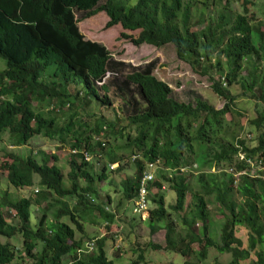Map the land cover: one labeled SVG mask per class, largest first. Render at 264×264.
Returning a JSON list of instances; mask_svg holds the SVG:
<instances>
[{"label": "trees", "instance_id": "16d2710c", "mask_svg": "<svg viewBox=\"0 0 264 264\" xmlns=\"http://www.w3.org/2000/svg\"><path fill=\"white\" fill-rule=\"evenodd\" d=\"M101 1L0 0V59L6 61L0 70V141L6 132L17 146L44 136L77 150L71 152L69 160L68 187L56 155L44 153L39 159L34 152L26 156L9 150L2 152L0 178L5 176L14 187L25 188L33 186L38 176L41 189L36 191V199L29 196L13 199L8 190L0 196V264H12L17 258L18 249L12 241L20 237L25 253L22 259L30 258L31 264L116 263L108 255L107 236H95L87 241L83 238L88 212L97 210L109 230L116 217L92 200L93 193L97 192L94 182L109 179L108 172L115 171L109 169V163L119 161L113 158L117 150L114 147L115 151L109 152L111 162L102 165L100 172H94L95 163L86 161L83 151L95 152L96 135H99L96 143L101 151L107 148L111 136L121 140L132 151L131 156L136 155L135 175L122 180L120 207L127 202L134 203L148 162L157 161L159 167L172 171L171 177L159 178L156 174V180L150 184L149 224L155 233L163 223L166 248L181 254L184 264H189L190 258H195L196 264L203 262L214 246L220 252L232 254L230 264H242V260L250 257V249L256 251L257 264H264L261 247L264 243V108L258 110V116L251 122L262 129L254 146L238 138V132L230 130L231 121L226 120L228 115L232 119L236 116L235 121L237 116H243L234 106L238 95L231 87L235 84H240L246 95L251 92V97L264 105V30L261 21L250 11L251 1L240 0L242 12L234 18L222 12L209 20L203 30L197 29L194 21L197 0H138L130 6L123 0ZM103 11L108 16L105 28L120 24L125 29L121 36L137 46L149 43L162 48L172 43L181 60L193 59L197 63L200 59L214 60L216 67L224 70L220 78L213 79L211 87L225 99L224 106L216 108L201 98L195 103L181 101L173 96L172 87L153 74L151 68H135L127 80L140 89L146 102L143 110L120 116L114 108L117 122L101 118L93 124L81 116L74 104L82 92L90 101L111 104L108 86H102L105 94L101 96L96 82L104 79L115 63L112 53L103 43L87 38L77 16L78 12H83L86 19ZM126 30H139V33L134 35ZM255 32L260 36L259 44L255 43ZM250 62L249 77L245 78L246 63ZM71 89L77 91L74 98ZM66 108L75 110L67 114ZM57 110L64 117L62 121ZM100 157L103 158V154ZM233 162L243 173V183L237 186L232 174L217 182L214 175L207 178L201 172L202 190L192 193L194 217L192 220L182 217L188 232L180 241H175L176 224L171 211L178 213L185 209L192 192L184 167L196 163L202 170ZM251 173L258 177L254 178ZM82 181L86 182V187L80 186ZM169 188V192L175 191L176 199L167 204ZM236 191L243 194L244 203L235 199ZM50 195H56L52 198L63 207L56 213V220L48 222L44 212L33 227L31 208L34 202L38 205L45 199L52 206V198H47ZM209 195L214 196L222 210L228 211L218 245L210 236ZM72 197H76V204L70 207L65 200ZM5 210L12 213L17 222L9 221ZM63 217H68L71 223ZM197 221L202 224V234L193 230ZM241 226L250 232L249 248L238 236ZM2 237L8 241H2ZM91 240L96 241V247L90 251L86 243ZM195 243L199 248L194 247ZM39 244L42 249L38 251ZM152 247L159 248L154 244ZM143 257L144 254L141 259Z\"/></svg>", "mask_w": 264, "mask_h": 264}, {"label": "rangeland", "instance_id": "374dc122", "mask_svg": "<svg viewBox=\"0 0 264 264\" xmlns=\"http://www.w3.org/2000/svg\"><path fill=\"white\" fill-rule=\"evenodd\" d=\"M105 0L101 1L103 3ZM127 6L134 5L138 0H123ZM250 11L253 12L262 23V29L264 30V0H250ZM193 9L194 21L196 22V28L203 30L207 22L211 19H215L222 12H226L232 18L237 13L243 11V4L240 0H197ZM205 5L207 7H205ZM84 13L78 12L77 16L80 18V26L87 38L97 40L108 47L112 53L113 63L107 75L101 81H97L96 84L100 90L101 96H104L105 91L102 88L103 85L109 88V99L111 104L101 105L96 101H90L85 93L82 92L80 96L76 97L77 91L71 89L70 93L72 98L76 97L75 108L79 109L80 115L91 120L93 124L100 121L99 119L104 118L117 122V112L122 115H130L136 111L143 110L146 107V102L142 97L140 89L133 83L127 80L128 74L138 70H146L145 68H151L153 74L158 78L167 82L173 89V96L181 101L195 103L197 98L208 100L216 108H222L225 103V99L217 95L212 89V83L214 78H220L224 69L219 70L216 67V62L199 60L194 62L193 59L184 61L178 58L176 53L175 45L170 43L162 48H157L152 44L145 43L141 46L133 44L129 39L122 37L121 33L125 31L123 27L118 24L111 28H105L108 19L107 14L103 11L91 18H83ZM127 31V30H126ZM130 34L137 35L139 30L127 31ZM255 43H260V36L257 32L254 33ZM224 60V59H223ZM5 59H0V70L5 67ZM247 68L244 72V77L248 78L249 69ZM247 81V80H246ZM231 90L238 95L237 101L234 106L241 110L243 116L238 117L235 121L236 116L232 119L231 115L227 116V119L231 125V131L238 132L237 136L240 139H245L250 146L257 144V138L261 133L262 129H258L252 125V120H255L258 116V110L264 108L261 102H256L257 99L251 97V92L245 94L244 88L240 84H235L231 87ZM259 104V105H258ZM69 109V108H68ZM64 109L66 113H70L73 109ZM75 110V109H74ZM60 115L59 118L62 121L64 119L61 112L57 110ZM106 135V133H104ZM133 134V133H132ZM95 139V157H100L103 154L102 165L106 162H111L109 158V152L117 149L113 158L119 159L117 161L120 165L115 171L108 172L109 179L95 181L93 187L97 190L93 193L92 200L116 214L114 223L111 224L110 230L108 229L107 223L104 221L97 210L92 213L88 212L85 216L87 219L85 224L86 233L83 236L84 241L90 240L92 237H103L107 236V251L110 258H114L115 264H184L185 258L170 249L166 248V230L163 223H161V229L155 233L152 232L149 224L150 210L145 212L143 215L133 212V203L127 202L120 207V201L123 196L122 180L128 176H134L136 173V162L132 161V151L127 149L125 145L115 138L109 136V142L107 148L103 151L98 147L96 143L99 135H96ZM14 140L11 138L10 133L4 134V139L0 141V160L4 150L14 151L22 156H26L31 152L35 153L37 158H42L44 153L48 155H56L59 163L61 164L64 173L66 174V186H70L68 180V172L70 170L69 160L71 157V148L68 145H62L58 140L49 139L44 136H37L30 142L24 145H13ZM39 150V153H38ZM108 152V153H107ZM113 155V151H112ZM53 159V158H52ZM115 163V162H111ZM255 166V163H252ZM102 165L94 164V172H100ZM186 169L185 175L187 176L192 192L189 193L185 209L180 212H172L171 217L175 220V233L173 239L180 241L182 237L186 236L188 232V225L184 223L183 216L192 220L194 217V202L193 192L202 190L201 181L199 174L204 172L207 178H213L210 175H214L217 182L226 180L228 174H232L236 177V185L242 184L241 175L236 166V163H223L222 165L206 167V169H200L198 164L193 163L184 167ZM157 176L171 177L172 171L164 169L160 166L157 169ZM227 174V175H226ZM251 176L258 177L256 174L251 173ZM264 178V177H263ZM40 178L35 177V184L30 187L16 188L14 187L5 176L0 178V196L9 191L13 199L29 196L33 199L37 198L36 190H40L39 185ZM81 187H86L85 181L80 182ZM167 188L169 183L166 182ZM170 188L167 190L169 192ZM56 197V195H50L47 198ZM235 199L241 203L245 202L243 194L240 192L235 193ZM46 198V199H47ZM52 198L53 205L50 206L46 200H42V203L38 204L34 202L31 208L32 217L31 225L36 227L42 214L47 213V221L52 222L56 220V213L63 207L61 204H57ZM76 197L67 198L65 201L73 207L76 204ZM90 198V197H89ZM167 204L173 203L176 199L175 191L167 193L166 196ZM208 209L210 210V236L215 244L221 243L222 225L226 219V213L218 201L214 199V196H207ZM49 206V207H48ZM155 207V204H152ZM7 210V209H6ZM6 217L11 222H17L16 218L9 211L6 212ZM63 220H70L68 217H63ZM198 220V219H196ZM196 233L202 234V224L200 221L195 222L193 227ZM250 232L245 226L238 228V236L243 240L245 247L249 248V235ZM77 236H81L78 233ZM20 237V236H19ZM2 241H8L7 238L2 237ZM18 249L17 258L12 264H22V258H24V252L22 251V239L21 237L12 241ZM152 244L158 245L159 248H153ZM194 247L199 248V244L195 243ZM262 249L264 250V243H262ZM42 249V244H39L37 250ZM250 257L246 260H242V264H257V255L254 249H250ZM144 254L143 259L141 255ZM233 256L230 253L220 252L216 246L209 249L208 258L203 260L199 264H230ZM30 263L33 261L28 258ZM67 259V257H66ZM189 264H196L198 261L195 258L188 259Z\"/></svg>", "mask_w": 264, "mask_h": 264}, {"label": "built area", "instance_id": "2783aa9c", "mask_svg": "<svg viewBox=\"0 0 264 264\" xmlns=\"http://www.w3.org/2000/svg\"><path fill=\"white\" fill-rule=\"evenodd\" d=\"M105 145V144H104ZM71 152H77V150H71ZM84 159L89 162L95 163L97 166L102 165V160L100 157H95L94 152L90 150L83 151ZM136 158V155L131 156L132 161ZM120 164L118 162L109 163V169L114 170ZM159 162H148L146 164V168L143 170L141 178H140V185L138 189V195L135 197L133 203V212L138 214H144L145 212L149 211L150 208V196H151V189L150 184H152L156 180L157 168L159 167ZM184 170V169H182ZM165 188V187H164ZM37 191V190H36ZM96 247V241L91 240L86 243V248L88 250H93ZM81 251V249L79 250ZM22 264H31L28 259L23 260Z\"/></svg>", "mask_w": 264, "mask_h": 264}]
</instances>
